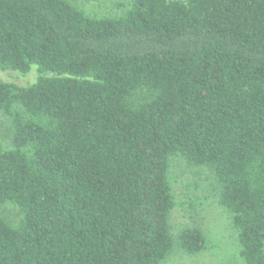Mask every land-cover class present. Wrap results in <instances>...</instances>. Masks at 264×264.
I'll use <instances>...</instances> for the list:
<instances>
[{"label":"trees","instance_id":"obj_1","mask_svg":"<svg viewBox=\"0 0 264 264\" xmlns=\"http://www.w3.org/2000/svg\"><path fill=\"white\" fill-rule=\"evenodd\" d=\"M93 0H85V2ZM83 10V9H82ZM0 0V264H160L169 160L213 172L244 264H264V0ZM187 255L204 236L185 228Z\"/></svg>","mask_w":264,"mask_h":264},{"label":"rangeland","instance_id":"obj_2","mask_svg":"<svg viewBox=\"0 0 264 264\" xmlns=\"http://www.w3.org/2000/svg\"><path fill=\"white\" fill-rule=\"evenodd\" d=\"M82 11L97 17H113L125 10L130 0H69ZM34 67L26 74L0 68V81L28 86L35 81ZM10 123L0 113V147H10ZM168 180L176 205L168 219L174 248L160 264H244L239 257L237 233L231 215L217 202L213 172L208 168H191L180 157L169 160ZM0 215L12 221L18 219L17 209L0 205ZM196 228L204 236V248L195 255L185 254L177 244L179 232Z\"/></svg>","mask_w":264,"mask_h":264}]
</instances>
